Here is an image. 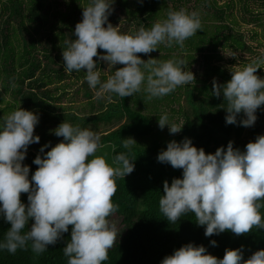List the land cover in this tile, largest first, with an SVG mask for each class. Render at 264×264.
<instances>
[{
  "label": "clouds",
  "instance_id": "1",
  "mask_svg": "<svg viewBox=\"0 0 264 264\" xmlns=\"http://www.w3.org/2000/svg\"><path fill=\"white\" fill-rule=\"evenodd\" d=\"M112 6L108 0H91L82 6L75 38L63 47L65 72L83 70L91 88L99 85L97 99L105 93L133 96L142 86L147 100L162 98L195 80L194 73L185 70V60L161 61L150 54L161 44L172 47L175 43L183 48L184 42L202 29L198 12L169 9L167 18L150 28L141 25L132 33H121L109 21ZM139 54L149 58L144 60ZM98 61L114 69L105 82L97 71ZM262 67L264 59H254L246 66L232 67L227 82L213 81L212 94L219 98L222 93L227 102V124H236L240 113L244 114L240 124H255L257 110L264 105V78L257 75ZM2 119L0 217L10 228L0 249L14 254L31 241L32 250L40 254L56 244L71 226L70 239L63 249L67 264H103L118 234L116 224L109 220L119 207L112 200L117 191L116 178L131 174L135 159L121 152L110 165L104 156L96 155L102 147L97 132L64 120L54 130L63 139L46 153L51 142L41 147L43 155L35 157L33 163L38 167L29 178L30 166L23 161L29 145L40 141V136L34 135L39 116L20 107ZM158 126L161 130L168 126L170 134L179 133L183 127L170 122L167 113L158 117ZM136 143L133 137H127L122 146L130 152ZM158 161L183 172L182 177L163 183L159 208L170 223L193 213L198 225L205 226L206 237L225 231L240 236L254 228L264 230L260 212L264 208V134L249 141L243 151L230 141L226 150L221 146L214 153H206L190 138L171 140L158 154ZM22 193L28 194V204L22 202ZM30 221L34 222L29 227ZM26 226L29 230L22 234ZM211 243L216 245L215 240ZM161 264H264V249L245 259L242 249L227 248L223 258H218L204 245L187 243L166 255Z\"/></svg>",
  "mask_w": 264,
  "mask_h": 264
},
{
  "label": "trees",
  "instance_id": "2",
  "mask_svg": "<svg viewBox=\"0 0 264 264\" xmlns=\"http://www.w3.org/2000/svg\"><path fill=\"white\" fill-rule=\"evenodd\" d=\"M90 2L66 0V9L61 10L58 0H0V124L4 115L20 107L38 114L34 135H39L41 142L29 145L23 161L30 166L29 178L38 167L33 163L35 157L43 155L41 147L51 142L45 148L46 153L63 139L56 136L54 130L64 120L90 130L101 122L112 124L107 132L99 133L101 145L111 146L110 164L116 155L126 152L135 159V168L124 179L116 178L117 191L112 200L119 207L109 220H117L120 227L103 264H161L166 255L187 243L204 245L218 258H223L227 248L242 249L245 259L254 251L264 249V230L254 228L249 234L240 236L225 231L206 237L205 226L198 225L193 213L170 223L159 208L163 183L182 177L183 172L158 161V154L171 140L182 142L190 138L198 148L214 153L221 146L226 150L230 141L243 151L249 141L260 135L259 129L264 126V105L257 110L253 128L247 131V127L239 123L244 118L243 113L237 115L236 124L226 123L227 102H224L222 93L217 98L212 91L214 80L223 84L231 79L226 68L213 64V60L219 57V48L230 51L233 54L230 62L238 59L242 67L254 59H264L258 52L264 41L258 39L255 29L264 16V0H108L113 9L121 10L118 15H110V21L123 20L127 27L135 24V30L141 25L150 28L156 21L167 18L169 9L178 11L184 8L189 13H199L202 29L188 38L183 48L175 43L172 47L161 44L150 54L161 61L183 59L188 66L195 62L196 55L202 58V77H196L193 85L186 89L192 112L171 109L183 116L182 130L172 136L168 132V136L165 135L159 128L156 115L159 103L168 106L179 101V86L170 94L151 100H147L143 86L133 96L122 98L109 93L107 97L104 94L103 98L97 99L95 93L99 85L91 88L83 70L71 74L64 71L63 47L66 48L75 38V25L82 20V6ZM47 24L49 31L39 37L38 26ZM245 25L253 28H245ZM121 33L125 32L122 30ZM262 37L264 40V30ZM176 50L178 53L173 54ZM139 55L144 60L149 58V55ZM104 67L103 61H98L101 82L107 79ZM257 75L264 78V67L257 70ZM80 86L86 98L81 106H87L89 110L86 114L76 102ZM71 89L74 97L68 95ZM108 96L112 99L109 100ZM127 137H133L137 142L130 152L122 146ZM21 200L28 204V194L22 193ZM260 212L264 219V208ZM29 227L26 226L22 234ZM8 228L10 224L0 217V242L4 241ZM70 236L71 226L56 244L49 245L40 254L32 250L31 241L14 254L0 249V264H67L63 249ZM213 240L215 246L211 243Z\"/></svg>",
  "mask_w": 264,
  "mask_h": 264
},
{
  "label": "rangeland",
  "instance_id": "3",
  "mask_svg": "<svg viewBox=\"0 0 264 264\" xmlns=\"http://www.w3.org/2000/svg\"><path fill=\"white\" fill-rule=\"evenodd\" d=\"M65 2H66V0H58V3L60 4L59 5V8L61 10H65L66 9V7L64 5ZM252 6H254V5H252ZM120 11L121 10L119 8H115V9H113L111 15H113V14L118 15V14L121 13ZM50 18H52V16H50ZM110 18H111V16H109V21H110ZM110 22L112 23V21H110ZM112 24L115 27H117L120 32L123 30L125 33H132V32H134L135 31V27H133V26H136L135 24H131L133 26L127 27L125 25V22L123 20H119L117 22H113ZM43 26H41V27L38 26V30H39L38 36L39 37H41L40 35H44V33H47L49 31V27H50L49 24L45 25L44 27ZM244 27L245 28H253L252 25H245ZM131 29H133V31H128V30H131ZM255 29L257 30V37H258V39H260L261 41H264L263 40V37H262V31L264 30V16L261 18V20L259 21V23L256 24ZM252 44H255V42L252 41ZM258 52H260L264 56V46L259 47L258 48ZM102 53H103V51H102ZM177 53H178L177 50L173 52V54H177ZM218 54H219V57L213 60V64L214 65L219 66L221 68L224 67L230 73H231V68L232 67L233 68H235V67H242V65L240 64V60H238V59L236 61H234V62H230L231 58H233V54L230 51H228V50H222V48H219ZM243 56L247 57V54H244ZM254 57L255 56L253 55L252 58H254ZM103 63L105 64V67L103 69V72L108 77L109 75L113 74L114 69L108 68L107 63H105V62H103ZM116 67H119V65H117ZM185 70H187V71H190L191 70L194 73L195 78L196 77L197 78H201L202 77V70H203V68H202V58H201V55H196V59H195V62L193 64H191L189 66L186 64V69ZM194 81L195 80H193L189 84L179 86L180 87V89L178 91V93L180 94L179 101L171 102V103L168 104V106H165V105H162L161 103H159L158 104V110H157L158 114L156 115V117H159L161 114L167 113L170 122L176 123V124H178V125L181 126L183 124V116H181L179 113H176V114L173 113L171 111V109L177 110V109L181 108L184 112H187L189 114L192 112L191 106L187 102L186 89H187V87L192 86L193 83H194ZM75 89H77V87H74V90ZM108 94L109 93H105V96L108 95ZM68 95L74 97L75 93H73V91L71 89V90L68 91ZM7 98H9V97H7ZM84 101H86V98L83 95V87L80 86L79 93L77 95V101L76 102H77V104H79V106H81ZM86 107L87 106H85V107H82L81 106L82 111L85 114L89 111L88 108H86ZM78 109L79 108H77V110ZM157 124H158V119H157ZM111 125L110 124H107V123H104V122H101L100 124L97 125L96 128L91 129V130L92 131H95V132H97L99 134L102 131H104V132L106 131L107 132L110 128L113 127ZM253 126L247 127V131L251 130L253 128ZM162 131H163V133L165 135H167V132H168L169 133V136L178 134V133H176V134H170L168 126H165L164 129H162ZM259 134H264V126H262L259 129ZM40 142L41 141H39V143ZM96 155L104 156L106 158L107 162L110 164L111 146L109 144L103 145L102 147H100L97 150ZM112 222L116 224L117 229H118V227H120V224L118 223L117 220H114Z\"/></svg>",
  "mask_w": 264,
  "mask_h": 264
}]
</instances>
